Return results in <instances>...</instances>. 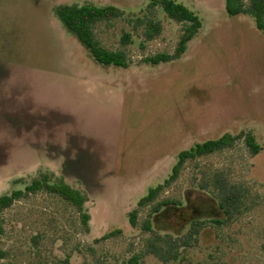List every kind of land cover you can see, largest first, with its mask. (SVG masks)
Instances as JSON below:
<instances>
[{"label":"rangeland","instance_id":"obj_1","mask_svg":"<svg viewBox=\"0 0 264 264\" xmlns=\"http://www.w3.org/2000/svg\"><path fill=\"white\" fill-rule=\"evenodd\" d=\"M177 1L195 10L202 26L174 61L142 60L174 51L182 25L162 11L163 30L144 48L136 35L132 44L121 45L122 31L131 29L122 18L97 25L106 47L125 48L130 62L121 68L96 62L54 8L110 4L129 15L138 14L146 0H0V195L23 189L44 173L62 176L85 192L89 215L85 226L74 206L43 191L15 201L1 213L0 247L9 261L93 264L102 257L119 263L141 250L150 234L141 226L148 207L134 227L129 211L169 175L178 152L226 132L251 131L262 146L255 156L240 139L232 148L186 162L160 196L182 205L158 215L153 225L175 233L194 217L222 218L209 194L196 187L198 178L216 169L249 186L244 212L220 228L208 225L180 263L149 254L142 264H264V34L248 16L228 17L225 0ZM48 109L64 112L71 124L57 125L52 133L39 124L15 130L5 116ZM64 130L94 140L103 160L95 178L81 180L78 163L62 174L63 157L54 147L64 148ZM48 144L55 145L50 157Z\"/></svg>","mask_w":264,"mask_h":264},{"label":"trees","instance_id":"obj_2","mask_svg":"<svg viewBox=\"0 0 264 264\" xmlns=\"http://www.w3.org/2000/svg\"><path fill=\"white\" fill-rule=\"evenodd\" d=\"M37 1V0H33ZM145 6L138 14L127 15L125 11L115 5H96L93 3L83 4H58L54 12L67 31L72 33L77 40L85 47L92 58L101 65L126 68L130 59L125 48L110 49L106 47L98 37L96 27L101 23H108L116 19H124L131 27L129 31H122L120 43L126 46L133 43V35L139 36L141 48L149 41L157 38L163 25L158 18V12L170 20L181 24V32L174 51L172 53H155L144 57L143 62L158 65L160 63L174 61L182 57L188 44L198 34L202 19L199 14L186 4L177 0H146ZM225 12L228 17L245 15L252 19L255 27L264 34V0H225ZM13 112V113H12ZM7 112L11 127L15 130L31 128L38 125L53 130L57 125L71 124V118L60 110L48 109L45 113L36 115L25 114L21 110ZM28 116V121L23 120L19 115ZM12 117V122L10 118ZM62 129V130H63ZM64 148H56V154L63 157L62 174H70L66 166L74 163L79 164L78 175L81 180L88 181L90 177H96L102 167L103 160L95 150L94 140L82 134L64 130ZM242 139L250 154L255 156L262 146L251 131H241L238 134L223 133L214 139H207L196 142L186 149H182L176 156V161L171 168L169 175L161 182L147 189L138 201L137 206L128 213V221L131 226H137L138 215L142 208L148 207L145 219L141 226L143 231L149 232L145 239L143 248L133 252L119 263L108 261L105 258L97 257L93 264H142L145 255H153L163 263L169 261H183L184 252L199 243L201 232L208 226L220 228L230 223L235 217L242 214L246 209L247 200L250 195L248 185L230 180L227 172L222 169L213 170L197 179L196 187L205 191L215 202L222 213V218H200L194 217L189 220L184 231L168 232L161 228H154V219L167 210L177 209L182 203L173 197H161V194L169 188L180 176L185 163L195 161L200 157L207 156L224 149L232 148L235 143ZM51 144L44 148L45 154L51 156L54 150ZM54 152V151H53ZM55 194L74 206L80 214L82 222L87 226L89 215L85 211L86 194L84 191L70 186L64 178L53 177L48 174H41L32 179L23 189H15L9 194L0 195V237L4 233L1 213L9 208L15 201L26 197L29 194L38 192ZM104 235L103 238H107ZM0 264H15L9 261V253L0 247ZM35 264H57L55 262H38ZM80 264H90L82 261Z\"/></svg>","mask_w":264,"mask_h":264}]
</instances>
